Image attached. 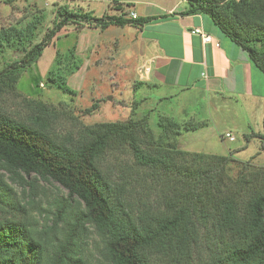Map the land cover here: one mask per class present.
I'll return each mask as SVG.
<instances>
[{"label":"trees","instance_id":"trees-1","mask_svg":"<svg viewBox=\"0 0 264 264\" xmlns=\"http://www.w3.org/2000/svg\"><path fill=\"white\" fill-rule=\"evenodd\" d=\"M185 1L187 8L178 14L208 16L224 36L246 51L264 75V50L259 48L264 46V0ZM57 16L38 42L23 48L20 59L0 69V96L14 87L18 74L39 58L63 26L90 19L101 29L141 26L156 18L95 17L67 5L58 7ZM39 22L34 18L24 29H0V44L23 45L30 41ZM66 56L74 57L73 50ZM79 64L75 61L70 71ZM46 79L61 92L75 94L57 66L47 71ZM159 124L174 131L207 125L200 121L181 126L169 118ZM86 132V138L65 143L35 123L12 117L0 106V168L20 180L23 173L58 183L67 196L57 204L53 225L68 222L60 237L45 240L35 233L25 215L13 212L0 216V264H81L80 233L86 225L104 242L105 264H195L193 255L198 251L205 252L198 264H264L263 166L236 159L233 153L183 150L175 151L176 158L184 160L176 165L170 156L142 149L139 122L131 119L98 122L86 127ZM250 137L260 138L264 149V134L245 135L246 140ZM119 148H130L141 167L138 174L129 172V178L113 179L100 169L97 159L105 151ZM230 162L239 164L236 177L228 173ZM132 182L141 187L139 190L148 191L138 198L135 209L125 196ZM6 191L0 173V203L5 202ZM71 214L73 219L68 221Z\"/></svg>","mask_w":264,"mask_h":264},{"label":"rangeland","instance_id":"rangeland-1","mask_svg":"<svg viewBox=\"0 0 264 264\" xmlns=\"http://www.w3.org/2000/svg\"><path fill=\"white\" fill-rule=\"evenodd\" d=\"M162 2L171 4V0ZM62 5L95 17L118 13L107 0H13L9 3L0 0V29L11 26L24 29L32 19H40L30 41H25L23 45L18 42L0 44V69L20 59L23 48L28 49L41 39L54 20L58 19L57 9ZM92 22L94 20H79L63 26L39 58L18 74L14 87L2 93L1 109L16 119L35 123L65 143L86 138V127L95 123L131 119L139 122L142 149L160 157L170 156L171 162L176 165H182L184 160L176 158L175 151L183 150L233 153L236 159L248 160L252 165L264 167V149L261 148L260 138L254 137L247 143L242 134L246 121L234 119L232 122L221 111L223 103L212 112L206 99H175L174 102L171 99H136L134 89L140 82L137 77L145 79L146 74L140 76L141 68L135 73L138 56L134 27L109 25L101 29ZM96 45L98 50L95 49L97 52L94 53L93 47ZM259 48L264 50V46ZM70 49L74 52L72 58L66 56ZM75 61L80 63L79 68L70 71ZM55 66L65 74L66 83L75 94L61 92L48 84L46 73ZM167 118L179 122L181 126L200 121L209 125L194 131L167 130L159 124ZM226 132H230L234 139L225 137ZM183 158L189 160L185 156ZM97 164L113 179L123 176L129 178V172L136 175L141 170L130 148L107 150L97 159ZM238 170L239 164L229 163L228 173L232 177L237 176ZM0 173L7 184L5 202L0 203V216L13 212L25 215L41 239L54 240L60 237L68 222L56 225L53 222L57 204L67 196V191L58 183L44 181L33 174L21 173L23 180H20L1 168ZM140 188L134 182L126 188L125 196L132 202L133 209L138 206L137 200L141 194L148 193ZM10 203L14 204L13 208ZM116 210L120 208L116 207ZM72 219L73 214L67 217L68 221ZM103 246L104 242L97 231L86 225L80 233L81 264H105ZM204 254V251L195 252L194 263L198 264L199 256Z\"/></svg>","mask_w":264,"mask_h":264},{"label":"crops","instance_id":"crops-1","mask_svg":"<svg viewBox=\"0 0 264 264\" xmlns=\"http://www.w3.org/2000/svg\"><path fill=\"white\" fill-rule=\"evenodd\" d=\"M130 6L138 18L156 17L141 26H122H132L137 33L135 73L149 66L145 79L137 77L136 99H206L212 112L223 103L221 111L232 122L246 121L244 138L264 134V75L245 50L224 36L208 16L178 14L187 8L185 0H171L170 5L162 0H131ZM194 28L209 34L211 42L204 43ZM95 49L97 45L94 53ZM253 138L245 140L249 143Z\"/></svg>","mask_w":264,"mask_h":264},{"label":"built area","instance_id":"built-area-1","mask_svg":"<svg viewBox=\"0 0 264 264\" xmlns=\"http://www.w3.org/2000/svg\"><path fill=\"white\" fill-rule=\"evenodd\" d=\"M107 2L113 7H115L114 9L118 11L119 15H124L132 19L137 18V14L131 9L130 6L131 0H107ZM192 31L198 34L204 43L211 42V36L207 33H204L199 28H194ZM214 45L218 46V42H214ZM148 70H149V66L146 65L142 66L141 69L139 70L140 76L146 74ZM224 135L229 140L234 139V137L229 132H226Z\"/></svg>","mask_w":264,"mask_h":264}]
</instances>
